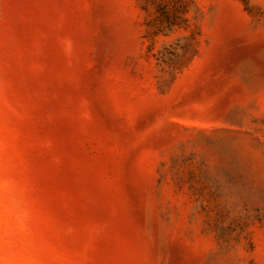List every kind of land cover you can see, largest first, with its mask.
I'll list each match as a JSON object with an SVG mask.
<instances>
[{
    "label": "rangeland",
    "instance_id": "obj_1",
    "mask_svg": "<svg viewBox=\"0 0 264 264\" xmlns=\"http://www.w3.org/2000/svg\"><path fill=\"white\" fill-rule=\"evenodd\" d=\"M0 264H264V0H0Z\"/></svg>",
    "mask_w": 264,
    "mask_h": 264
}]
</instances>
